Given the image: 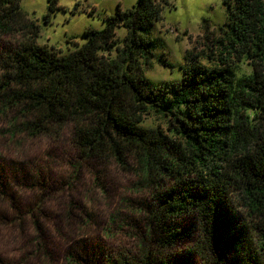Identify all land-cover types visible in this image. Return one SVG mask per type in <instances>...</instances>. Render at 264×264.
Here are the masks:
<instances>
[{"label": "trees", "instance_id": "obj_1", "mask_svg": "<svg viewBox=\"0 0 264 264\" xmlns=\"http://www.w3.org/2000/svg\"><path fill=\"white\" fill-rule=\"evenodd\" d=\"M20 1L0 0V34H21L0 54V146L66 128L69 169L108 162L132 174L136 190L154 192L148 204L128 207L146 217L132 249L70 247L64 264H264V0H224L222 25L206 27L180 79L161 84L144 67L166 0L118 6L104 29L84 30V43L69 42L75 49L66 54L36 43L39 25ZM46 2L49 19L61 7ZM2 155L0 234L28 226L29 256L49 261L36 202L15 206V188L31 198L45 180L20 178ZM0 264H15V255H0Z\"/></svg>", "mask_w": 264, "mask_h": 264}, {"label": "rangeland", "instance_id": "obj_2", "mask_svg": "<svg viewBox=\"0 0 264 264\" xmlns=\"http://www.w3.org/2000/svg\"><path fill=\"white\" fill-rule=\"evenodd\" d=\"M137 1L58 0L61 9L49 19H46V0H21L19 6L27 19L39 25L36 43L66 54L75 49L69 42L84 43V30L104 29V18L113 16L118 6L122 10L132 9ZM223 1L166 0L161 19L154 22L150 30L154 58L144 67L145 76L155 84L178 81L186 52L193 47H196L194 53L200 52L205 28L208 32L215 31L224 22ZM115 33L121 41L126 30L118 28ZM20 39L21 34H0V54L13 48ZM195 40L199 43L195 44ZM145 123L156 125L159 122L154 117H146ZM69 140V129L64 128L49 138L16 135L14 142L0 146L2 164L7 161L2 154L7 152L20 178L28 174L31 179L39 173L46 185L45 191L37 190L31 198L29 192L15 188V206L25 207L36 202L34 206L44 223L51 257L45 262L32 260L26 248L30 241L29 227L26 230L15 227V230H3L0 234V255H15V264H64L65 251L80 245L107 250L132 249L136 238L144 232L146 217L130 214L128 207L148 204L153 190H136L135 177L108 162L95 164L93 171L69 169L67 160L73 155Z\"/></svg>", "mask_w": 264, "mask_h": 264}]
</instances>
